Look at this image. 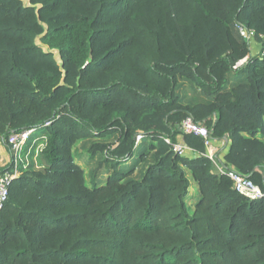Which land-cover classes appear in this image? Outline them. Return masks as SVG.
Returning <instances> with one entry per match:
<instances>
[{"label":"trees","instance_id":"16d2710c","mask_svg":"<svg viewBox=\"0 0 264 264\" xmlns=\"http://www.w3.org/2000/svg\"><path fill=\"white\" fill-rule=\"evenodd\" d=\"M238 26L264 46V0H0L1 144L48 133L0 211V264H264V199L178 130L228 139L225 163L264 190V55ZM91 139L112 140L84 147L88 185L74 146Z\"/></svg>","mask_w":264,"mask_h":264},{"label":"built area","instance_id":"2783aa9c","mask_svg":"<svg viewBox=\"0 0 264 264\" xmlns=\"http://www.w3.org/2000/svg\"><path fill=\"white\" fill-rule=\"evenodd\" d=\"M238 31L241 37L252 44L253 39L251 36L254 34L253 31L247 30L243 26H238ZM262 54L264 55V46ZM46 125H48V123H46ZM36 130L37 129L35 128H31L19 133L11 134L7 140L11 151V159L9 163L11 166L8 169L0 168V211L3 209L7 201L10 185L18 175V159L20 157L22 146L27 143L29 137ZM178 130L180 133L193 134L203 140L205 156L214 164L216 168L215 171L219 175H224L231 180L232 188L236 193L248 200L264 199V190L254 184L248 176L238 172L236 169L225 163L224 155L228 152L229 148L228 139H214L211 131L207 127L194 122L190 117L185 118L180 123ZM140 139L141 135H138L136 137V143ZM164 141L171 144L173 151L178 155H183L185 152L193 153L185 144H183V142L181 144L179 142L171 143L170 139H165Z\"/></svg>","mask_w":264,"mask_h":264},{"label":"rangeland","instance_id":"374dc122","mask_svg":"<svg viewBox=\"0 0 264 264\" xmlns=\"http://www.w3.org/2000/svg\"><path fill=\"white\" fill-rule=\"evenodd\" d=\"M250 31H253V30H250ZM253 33H254V31H253ZM251 37L253 39L252 44H251L252 53L257 54L259 52L260 53L263 52V45L255 39L254 34ZM42 49H43V51H48V52L52 53L54 55V58H56V52L48 50V48L44 45H42ZM47 135H48V133H47V130L45 128L40 129V130H36L29 137L27 143L22 146L21 154H20L21 157H19V159H18V171H17L18 175L21 173L20 169L23 170V169H26L27 167H31V166L34 170H43L44 169V167L46 166V162L44 161V159L41 155V150L44 147ZM259 138L264 140V134L259 135ZM35 140H37L36 143L34 145H31V143L34 142ZM97 140H99V139H91V140H84V141L79 140L76 142V144L74 146L75 154L76 155L82 154L84 156V158H82V160H79L76 157L74 159V161L83 169L85 183L88 185L90 182L89 173H88L90 166L88 167L86 165V160H88V154L85 153L87 150H84V147L89 148L92 144H94L93 142L109 143L112 139L101 140V141H97ZM175 142H179L181 144L183 142L181 136H177ZM183 144H184V142H183ZM180 156H187L189 158L196 157V155L194 153H190V152H185L183 155H180ZM98 159H99V157H98ZM214 169L216 170L215 166H214ZM185 174H186V176L190 182V186L188 188V192H189L188 194L189 195L186 199V206L190 210L189 213H192L193 208H194V204L196 203L197 190L198 189H197V184L192 179L190 171L185 170Z\"/></svg>","mask_w":264,"mask_h":264},{"label":"crops","instance_id":"0c3cea01","mask_svg":"<svg viewBox=\"0 0 264 264\" xmlns=\"http://www.w3.org/2000/svg\"><path fill=\"white\" fill-rule=\"evenodd\" d=\"M37 140L32 142L31 145H34ZM20 157H21V155H20ZM10 159H11L10 153L3 147V145L1 144V141H0V166H7L10 163Z\"/></svg>","mask_w":264,"mask_h":264}]
</instances>
